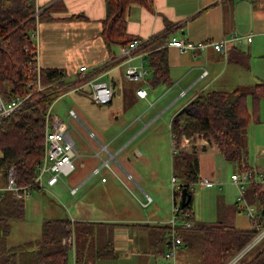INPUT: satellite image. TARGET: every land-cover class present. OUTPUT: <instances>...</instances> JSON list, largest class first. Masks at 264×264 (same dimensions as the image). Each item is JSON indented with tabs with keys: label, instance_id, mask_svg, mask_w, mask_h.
Wrapping results in <instances>:
<instances>
[{
	"label": "crops",
	"instance_id": "crops-1",
	"mask_svg": "<svg viewBox=\"0 0 264 264\" xmlns=\"http://www.w3.org/2000/svg\"><path fill=\"white\" fill-rule=\"evenodd\" d=\"M35 4L39 9L51 4V14L55 17L54 20L39 22L32 37L37 49L36 60L39 66L62 68L65 72L64 79L75 86L81 83L77 78L79 66L85 65L87 68L85 79L110 81L113 95L108 103L119 96L128 105L132 104L131 107L140 106L143 102L152 106L157 98L167 96L168 103L163 108L165 109L182 99L173 114V119L177 111L188 105L200 91L231 90L238 85L264 80V7L261 8L262 5L255 7L254 0H150L149 5L130 3L126 10V29L141 39L161 31L166 24L176 27L171 36L186 38L195 43L229 37L234 32L239 36L237 40L228 43L225 52L208 46L206 50H196L195 56H192L190 51L181 52L175 46H167L170 84H154L151 81L152 74L148 67L146 52L140 50L132 51L130 62L139 64L142 59L139 54L145 52L147 84L143 81H130L124 77L127 62L120 54V45L112 44L108 47L100 35V20L105 14L104 0H35ZM76 13H82L86 18L75 20L66 18ZM248 35L250 39H247ZM111 54L116 55V58L109 61ZM138 86L146 88V98L136 95L135 89ZM151 91L156 92L153 101L149 97ZM160 114L161 112H156L144 120V113L128 118V113L124 112L120 116L115 115V121L108 125L100 126L93 123L90 135L100 147L94 142L83 145L80 153H77L83 157L76 163L77 171L73 175V182L79 187L95 177L96 183L101 184L105 205L96 207L91 212L86 210L79 212L80 216L70 219L69 234L72 233L73 244H69V254L71 253L73 257V264H76V259L77 264H156L157 256H161L165 244L160 246V251L157 252L158 247L153 245L154 237L144 224L167 223L169 214L164 216L155 210L145 212L146 218H142L140 213L132 208L133 194L131 195L130 189L135 186L153 201L141 184L146 186L147 181L156 179L159 176V166L167 164L173 166V156L178 151L195 154L198 175L208 176L214 181L208 187L217 185L219 190H223L216 201V211L218 203L224 204L223 201L234 200L235 192L232 189L234 185L228 182L226 188L222 189V182L217 180L220 177L218 173H221L216 169L217 163L225 168L234 166L236 170L232 173L241 170L235 161L224 157L213 140L193 134L190 137L181 135L179 140L175 141L171 133L172 154L169 158L166 155L164 159L161 158L162 160L157 159L155 149L148 146L143 138L139 140ZM258 114L257 119L260 123L264 121L263 100L259 104ZM122 115H125L124 119L127 121L118 126L117 121ZM263 139L264 135L261 133L262 143L256 152L258 156L264 157ZM95 167L99 169L93 173ZM254 167L252 166L255 171L264 175V168L258 165ZM117 182L122 184L123 188L119 187ZM249 188L247 185L246 190ZM144 199H138L141 206H147L151 202L143 205ZM172 200L174 202L173 192ZM211 204L210 199V208ZM250 204L258 210L255 203ZM112 206L115 208H110ZM241 208L238 205L234 224L240 229L251 228L252 224L247 218H243ZM191 212L193 224L196 219L192 203ZM77 222L83 224L79 227L80 236L76 240ZM189 227H180V232L183 231L182 236L184 230ZM109 241L115 255L112 258L98 257L96 254L98 248Z\"/></svg>",
	"mask_w": 264,
	"mask_h": 264
},
{
	"label": "trees",
	"instance_id": "trees-1",
	"mask_svg": "<svg viewBox=\"0 0 264 264\" xmlns=\"http://www.w3.org/2000/svg\"><path fill=\"white\" fill-rule=\"evenodd\" d=\"M105 14L100 20V35L106 46L126 45L139 36L126 29V10L130 3L149 5L150 0H104ZM39 10L35 15L36 10ZM205 9V8H203ZM202 9V10H203ZM52 5L39 9L35 0H0V92L5 99L29 94L26 105L0 119V181L6 169L13 167L17 183L32 180L36 163L44 152L45 116L55 99L54 82H62L65 72L60 67H40L39 82L42 89L36 90L37 71L32 61L31 49H35L33 36L39 22L54 20ZM67 19H85L82 13L71 14ZM175 25L166 24L135 50L145 51L151 81L154 84H170L171 76L167 58L166 41L175 30ZM30 34V39L27 35ZM25 46L29 51L25 50ZM264 101V80L242 84L231 90L212 89L198 92L188 105L192 113L179 109L171 120L172 138L178 141L181 135L190 137L199 134L213 140L227 160L235 161L239 169H253L248 163L245 131L252 120H257L259 104ZM179 165L183 178L173 191L174 202L179 203L181 213L189 212L193 188L190 183L197 179L198 161L195 154L178 151L173 156ZM186 187L190 198L183 207L180 192ZM244 197L257 205L258 221L264 226V184L249 183ZM237 201L229 206L218 203L217 217L213 221L195 220L184 230L182 239L197 247L202 264H226L254 236L259 229L254 225L248 229L237 228L234 215L238 211ZM24 216V200L15 199L11 192L0 195V264H68L70 245L63 241L70 232L69 218H49L42 222L40 236L15 245L6 243L9 219ZM78 224V225H77ZM75 229L80 227L77 222ZM154 237L153 245L160 251L166 244L169 230L167 223L144 224ZM264 236L254 243L232 264H264ZM97 256L112 258L115 253L111 242L98 248ZM77 264V259H76Z\"/></svg>",
	"mask_w": 264,
	"mask_h": 264
},
{
	"label": "rangeland",
	"instance_id": "rangeland-1",
	"mask_svg": "<svg viewBox=\"0 0 264 264\" xmlns=\"http://www.w3.org/2000/svg\"><path fill=\"white\" fill-rule=\"evenodd\" d=\"M263 8V0H254V6ZM74 85H70L66 79L62 82L57 81L52 84L53 90L56 91L55 99L50 106V114L56 116L64 122L69 123V134L73 137L76 145L77 153H80L83 145L88 143H96L99 147L100 144L95 140L93 136L90 135L93 123L103 126L115 121V115L122 113H128L131 118L135 114L144 113L143 117L148 118V115L154 114L156 112H161L155 121L144 131L143 135L139 138L145 140L148 146H151L156 151L157 159L162 160L167 155L168 158L172 154L171 152V132L170 123L174 112L177 110L179 103H172L163 109L168 103L167 96H162L157 98L155 104L147 105L145 102L142 105H128L126 101L121 97L117 96L111 103L106 104H96L90 100L88 96L89 87L85 86L77 90L71 91L70 89ZM150 92V100L153 101V96L156 92ZM73 108L78 117L68 119V110ZM163 109V110H162ZM124 110V112H122ZM259 115V114H258ZM257 115V118H258ZM131 116V117H130ZM125 115L117 121L118 126L124 124L127 119H124ZM256 122V123H255ZM72 125V127L70 126ZM248 126V130L245 132V140L247 141L248 150V161L253 167L258 165L264 168V157L258 156L256 152L259 148L261 141V133L264 135V121L258 123V119L252 120ZM247 131V133H246ZM264 140V139H263ZM164 155V156H163ZM82 155H76L73 159L75 168L68 175L63 176V181L59 180L55 185L49 187L45 191L32 190L31 194L25 198L24 201V216L18 219H9L7 222L10 225L9 232L6 236V243L8 245H15L27 240H34L40 236L42 222L49 218H69L78 217L79 212L87 211L91 212L92 209L96 207H101L105 205L104 195H102L101 184L96 183V178H90L83 185L79 186L74 193L70 192V187L75 183L73 182V175L76 173V163L81 159ZM223 158V156H221ZM162 158V159H161ZM224 159V158H223ZM218 171H220V177L218 181L222 182V189H225L228 184L231 183L234 189V200L223 201L224 206H229L236 201L243 213V218H247L248 222L251 224V220L243 206L244 201H239V192L234 183L231 181L232 172L235 171V167L220 166L217 163ZM255 169V167H254ZM256 170V169H255ZM159 176L156 179H151L147 181V185L141 184L143 188L148 192L152 200L147 206H141L138 199L143 200L145 195L135 186L131 187L132 195V208L135 209L137 213H140L142 218H146L145 212H153L155 210L159 211L161 214L166 216L169 214V218L172 215V192L176 190L177 185L181 182L182 171L179 165L174 163L173 166H159L158 167ZM232 173V174H231ZM205 176V175H199ZM220 182V183H221ZM117 185L123 188V185L117 182ZM130 186V185H129ZM223 190H219L218 186H198L195 185L193 188V202L192 209L194 211V218L198 221H213L217 217L216 211V201L220 197ZM180 196L178 197V200ZM210 199L213 204L210 208ZM110 208H115L112 206ZM115 210V209H113ZM120 215V214H118ZM116 216V214H113ZM168 216V215H167ZM235 221V220H234ZM193 222V221H191ZM264 230V226L261 227L259 232L255 237L260 236ZM78 227L76 228V240L80 236ZM264 236V235H263ZM254 237V238H255ZM256 237V238H257ZM264 240V238H263ZM180 248L176 250V264H202V260L199 255V251L195 246H188L186 241H181ZM73 257L71 253L69 254L68 264H73ZM163 258L159 255L157 256L156 264H162Z\"/></svg>",
	"mask_w": 264,
	"mask_h": 264
},
{
	"label": "built area",
	"instance_id": "built-area-1",
	"mask_svg": "<svg viewBox=\"0 0 264 264\" xmlns=\"http://www.w3.org/2000/svg\"><path fill=\"white\" fill-rule=\"evenodd\" d=\"M38 9L35 15L38 13ZM35 32L33 31L31 35L33 36ZM238 35L234 32L229 37H224L218 40H204L200 42H193L186 38L171 36L165 43L166 46H175L179 51H190L192 56H195L196 50H206L208 46H212L213 49L217 51L225 52L228 43L232 40H237ZM250 35L247 39H250ZM141 39H133L126 45H120V54L125 58L127 65L124 69V77L130 81H143L147 84L146 76L148 74V68L145 65L144 53L141 52L139 55L142 57L139 64H133L130 62L132 58V51L137 48L141 43ZM25 50L29 51L28 47L25 46ZM36 47L31 49L30 52L33 54L32 61L37 71V77L35 80V89H42V85L39 82V69L40 66L36 60ZM116 58V55L111 54L109 61ZM86 66L80 65L78 69V80L81 81L80 84L75 85L70 90L74 91L83 86H89V97L96 104H106L111 101L113 95V87L108 80L102 79H85L86 78ZM206 70L203 71L205 73ZM135 93L140 98L147 97V90L145 87L138 86L135 89ZM29 101V94L16 95L9 99H5L0 92V119L9 115L14 110L26 105ZM78 117L74 109L68 110V119ZM72 127V125L70 124ZM69 123L64 122L56 116L50 114V107L47 110L45 116V131H44V152L42 158L36 163L34 176L31 181L26 183H17L16 174L12 166L6 169L3 175V180L0 181V195L5 192H11L15 199H25L31 194L32 190L45 191L53 184L59 180L63 181V176L68 175L75 168L73 159L77 155L75 141L73 137L69 134ZM92 135V133L90 132ZM186 137V136H185ZM188 140V138H185ZM175 151V149H173ZM106 163V162H105ZM107 164V163H106ZM99 167L93 169V173L98 172ZM104 179V177H102ZM231 181L234 183L238 189L239 201H244L245 205L243 209L249 216L251 224L254 225L259 230L262 225L258 221L260 212L254 207V205L248 203L244 197V192L251 182H259L264 184V175L261 172H257L254 169H245L242 171L234 172L231 176ZM214 183V181L208 176H198L195 181L190 183V188H194L195 185L198 186H208ZM78 188V185H73L70 187V192L74 193ZM151 198L145 195L143 205L148 204ZM189 212L181 213L179 209V203L173 202L172 215L168 219L167 224L169 225V230L166 236L165 249L161 252L163 258L162 264H175L176 250L179 247L182 236L180 232V227H189L192 222L188 217ZM260 236H254L251 241H249L231 260L226 264H232L237 258H239L243 253H245L254 243H256L264 235V230ZM63 241L68 244H73L72 233L68 234L63 238Z\"/></svg>",
	"mask_w": 264,
	"mask_h": 264
},
{
	"label": "water",
	"instance_id": "water-1",
	"mask_svg": "<svg viewBox=\"0 0 264 264\" xmlns=\"http://www.w3.org/2000/svg\"><path fill=\"white\" fill-rule=\"evenodd\" d=\"M27 36L30 39V37H31L30 34ZM181 109H184L185 111H187L189 113L193 112V109H191V107L189 105H184ZM189 198H190V193L187 191V188L185 186L182 187L181 192H180V205H181V207H183L185 205V203L188 201Z\"/></svg>",
	"mask_w": 264,
	"mask_h": 264
}]
</instances>
